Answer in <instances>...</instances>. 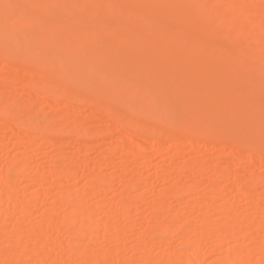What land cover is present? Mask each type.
Wrapping results in <instances>:
<instances>
[{
  "label": "rangeland",
  "instance_id": "rangeland-1",
  "mask_svg": "<svg viewBox=\"0 0 264 264\" xmlns=\"http://www.w3.org/2000/svg\"><path fill=\"white\" fill-rule=\"evenodd\" d=\"M172 1L162 0V5L169 6ZM255 1L253 5L245 7L249 17L247 20L232 28L227 27V23H224V25L215 28V35L213 33L208 37H210V42L213 41L223 46L225 56L237 55V57H241L244 55L243 53L252 52L258 56L262 61L261 66L264 67V22L257 20V14H264V0ZM42 2L43 5L40 9L47 18L54 20L59 17L60 9L58 7L61 5V0H42ZM124 2H130L134 7L139 5L138 2L130 0H111L107 7L100 8V11L103 14L109 13L110 17L107 20H113L117 8ZM207 2L210 3V1ZM222 2L227 3L228 0H222ZM85 8L89 9L87 5ZM195 8V3L186 2L181 16L183 18L204 16L203 11L197 12ZM5 9L13 11L12 1L5 0ZM152 18V16L149 17V19ZM136 19L137 22L142 20L139 16H136ZM177 21V19L164 20L162 22L164 30L157 32L155 37L163 39L165 33L170 36L168 32L175 31L179 27ZM65 28L66 25H57L58 30ZM255 31L262 33V38L256 42L253 40ZM203 36L205 35L203 34ZM146 44V41L139 40L128 44V46L130 51L136 54ZM106 56L108 60L112 56L118 59L125 58L120 55V51L118 55L109 52ZM167 56L172 59L176 54L174 51H170ZM197 57L198 50L192 58L196 59ZM3 59L0 56V76L3 73L5 76L16 75L18 72L16 67L9 63V67L4 68ZM148 59L151 63L144 71L152 82L146 85L147 81L139 79L138 81L143 84L141 88H138L135 83L132 87L126 85L121 96L122 101H132L141 108L142 104L144 106L147 104L146 101H143L147 100L144 92L151 94L155 98V102L149 106L152 114L150 120L154 122L157 121L153 119L154 117L165 119L180 107L179 100L172 99L166 90L160 89V86L167 71L170 68H179L181 63L156 64L154 55L149 56ZM101 68L106 77H110L113 73L122 75V81L109 82L106 84L108 87L116 89L124 83L135 81L133 73L120 71L123 67L105 64ZM20 74L27 79L35 72L25 70L20 71ZM238 75L235 74L233 80L239 81L241 74ZM253 75L261 78L241 83L240 93L234 98L226 100L225 107L227 108L219 109L218 115L217 113L211 115L216 118L217 122L225 121L228 126L237 128L241 132V140L245 143H253L264 137V114L261 117H253L242 110L244 106H250L252 111H260L259 107L264 102V69L256 68ZM2 78L0 77V98L3 96L4 100L1 99L0 103H4L6 100L8 102L5 105H9L10 101L24 103L29 97L27 90L17 83L4 81ZM34 78L37 80L36 75ZM199 78L211 83L217 81L216 76L209 74L200 75ZM55 80L61 81L58 77ZM31 90H34L35 94L37 93L36 97L44 96L42 91L36 87ZM201 90L199 84L198 95L191 97L193 105L196 107L199 106L198 98ZM35 96L30 97V106L34 108V111L31 109L30 113L36 112V114H30L29 110L23 108L25 111L20 112L19 110L18 112L23 113L22 118L14 115L11 116L12 118L0 116V180L5 181V201L0 203V231H2L3 224L9 231H14L17 228L16 237L19 240L22 257L28 255V247L32 243L30 227L37 226L42 214H55L58 218L57 225L46 226L42 232V235L48 239V246L45 244L42 250L46 259L33 261L32 264H94L93 261L81 259L69 250L60 249L61 245H66L69 240H73L69 238L67 227L62 222L66 215H70L71 208H67L61 201L76 194L75 208L77 212L74 213V221L77 226L81 225V211L89 209L93 212L92 220L108 228V232L105 234L87 230L82 241V249L97 255L100 254L96 264H155L156 262L162 264L169 262L173 257L175 260L171 264H184L182 260L176 259L177 256L186 251H193L192 247L184 245L183 233L185 231L191 241L189 243L197 247L198 254L194 255L195 260L201 261L202 264H222L233 251V253L245 257V261H247H234L233 264H260L264 259V254L249 249L252 247V237L248 234L254 232V236L258 240H264V155L251 161L245 148L235 150L210 138L208 134L214 131L211 130L214 128L204 129L205 132L199 138L185 134L184 138L163 136L158 139L143 134L141 131H131L134 137L143 139L144 143L140 144L137 140H122L121 146L116 144L117 136L114 135L116 132L114 131L113 133L109 132L110 134L108 133L109 135L106 137H102V133L99 134L93 139L95 144L90 147L86 146V141H82L84 138L76 140L73 133L67 134L64 133L67 131L62 132V130L56 132L55 135L58 133L59 138H64L65 142L67 141L69 157L66 158L67 160L62 158L59 161L57 158V160L54 159V146L46 144L44 139L35 138L33 133L29 132L22 133L15 140L14 130L7 123H15L18 118L31 121L38 119L37 122L40 119H45L56 123L55 121L61 120L64 113L78 111L86 119H83L85 122L83 121L79 128L85 131L86 135H89L88 138L91 139L94 134L91 135L92 131L89 128L92 126L88 119L98 111L77 102L73 103V107L70 108L65 105L64 101L61 103L59 99H54V103L51 104L42 100L41 97L38 100V97ZM203 108L208 110L209 107L204 106ZM173 115L176 116V114ZM134 116L140 119L137 114ZM62 124L66 128L73 123L70 119H66L62 121ZM160 124L159 127L167 129L164 123ZM98 126L102 127L104 131L111 127L104 118L100 120ZM128 130L127 128L124 131ZM118 133L120 134L117 131ZM121 135L128 139L126 134L122 133ZM30 159L33 160V163L29 171L32 170L33 173L28 175H33L35 171L39 172L36 173L37 179L31 176L24 177L14 171L19 166L27 164ZM192 162L201 164L203 169L200 171L187 169V166ZM222 166L228 171L226 174L222 175L214 171ZM96 174L111 182L112 186L107 192H102L97 186H94L95 179H97ZM178 184L186 185L179 186ZM177 185L178 187H175ZM186 186L192 188L198 186V191L180 193L178 194L180 196L173 197L174 199L167 197L169 201L165 200L166 206L159 210L161 196L165 195L164 193L179 187L183 189ZM249 186L254 187L258 193V197L254 200L241 193V189ZM218 188L226 191L225 196L214 193L212 195L207 192ZM15 194L24 198L29 207V212L23 215L21 225L17 223L22 213L21 207L14 202ZM37 196L43 197L44 202L37 203L34 199ZM99 201H105L108 205L106 207L98 206ZM123 204L129 207L128 211L130 210L127 219L122 216ZM188 204L192 205L190 211ZM228 206L235 210L228 220V228L240 227V237L236 240L229 239L220 242L218 234L207 236L202 233L200 230L202 222L218 226L226 221L220 212ZM157 215L160 217L157 218ZM185 217L188 220L191 219V223H185L183 221ZM143 236L148 238L141 243ZM9 238L12 237L9 236ZM9 238L0 240V264L15 262V256L5 254ZM106 250L110 252V256L104 257L103 254ZM36 255V253L31 254L34 259H36Z\"/></svg>",
  "mask_w": 264,
  "mask_h": 264
},
{
  "label": "bare ground",
  "instance_id": "bare-ground-1",
  "mask_svg": "<svg viewBox=\"0 0 264 264\" xmlns=\"http://www.w3.org/2000/svg\"><path fill=\"white\" fill-rule=\"evenodd\" d=\"M9 1H12L13 11L5 9V0H0V56L4 58V68L9 67V63H12L18 72L14 76H5V73H3L2 76L4 77H0L4 81L8 80L23 86L27 90L29 97L24 103L9 100L10 104L5 105L8 102L7 100L4 103L1 102L0 116L11 117L14 115L15 117H21L23 113L20 114L18 112L19 110L20 112L25 111L23 108L29 110V113L31 109L34 111V108L30 106V97L37 94H35L34 90H31L33 87L41 90L44 96L41 97L39 95V97L51 104L54 103V99H59L61 103L64 101L65 105L70 108L73 107V103L77 102L98 111L97 114L88 119L89 124L92 126L89 128L92 131L91 135L94 134L91 139L88 138L89 135L87 136L85 131L79 128L86 119L81 116V113L75 111L73 113H64L65 115L61 116V120L55 121L56 123L45 119H40L38 122V119H35V122L25 118V120L18 118L15 123H7L14 130L15 140L24 132L33 133L35 138L44 139L46 144L55 147L54 159L63 158L64 160L65 158L67 160L66 158L69 157L67 141L65 142L64 138H59L57 136L58 133L55 135L56 132H61L62 130V132L64 130L67 131L64 132L67 134L73 133L72 135L77 138L76 140L84 138L82 141H86V146L90 147L95 144L93 139L99 134L102 133L101 136L106 137V135L114 131H116L114 135L117 136L116 144L121 146L122 140H137L140 144L144 143L143 139L134 137L131 131H141L143 134L145 133L158 139L163 136L184 138L185 134L199 138L205 132L204 129L214 128L211 129L214 131L208 134L210 138L235 150L245 148L251 161L264 155V137L262 140L253 143H245L241 140V132L237 128L228 126L225 121L217 122L216 118L211 116L215 113L218 115V110L226 106V100L232 99L240 93L241 83L261 78L253 75V71L256 68L264 69L261 66L262 61L256 54L246 52L241 57H237V55L225 56L223 46L213 41L210 42V37H208L215 32V28L224 25V23H227V27L232 28L238 23L247 20L249 17L245 7L253 5L256 2L255 0H228L227 3H223L222 0H173L166 7L162 5V0H130L138 2V7H134L130 2L121 3L113 20H107L110 17L109 13L103 14L100 11V8L107 7L111 0H61V5L58 7L60 9L59 17L54 20L47 18L41 11L42 0ZM188 1L195 3V11H203L204 16L183 18L181 13L184 4ZM207 1H210V3ZM86 5L89 9L85 8ZM136 16H139L142 20L137 22ZM151 16L153 18L149 19ZM257 18V20L264 22V14H257ZM176 19L179 27L175 31L168 32L170 36L165 33L163 39L155 37L157 32L164 30L162 23L164 20ZM57 25H66V28L58 30ZM261 38L262 33L255 31L254 42ZM139 40L146 41L147 44L138 53L133 54L128 44ZM188 42L191 43L187 44ZM197 50L198 57L193 59L192 56L196 54ZM119 51L120 55L125 56L124 59H118L113 56L109 60L107 59L106 54L113 52L114 55H118ZM170 51H174L176 54L172 59L167 56ZM151 55L155 56L156 64L173 65L176 62L181 63L179 68H170L167 71L160 86V89L166 90L172 99L179 100L180 107L170 117L165 119L154 117L153 119L157 120L154 122L158 124L150 120L152 119V114L149 106L155 102V98L151 94L144 92L147 100L143 101H146L147 104L146 106L142 104L141 108L132 101H122L121 96L126 85L132 87L135 83L138 88H141L143 84L138 81L139 79L147 81L146 85L152 82L144 71L147 66H150L151 61L148 58ZM105 64L123 67L120 71L133 73L135 81L124 83L116 89L108 87L106 84L109 82L122 81V75L113 73L110 77H106L105 72L101 68ZM25 70L35 72L34 75L37 76V80L34 75L27 79L23 78L20 71ZM203 74L216 76L217 81L215 83L202 81L199 76ZM235 74H241L240 76L238 75L239 81L233 80ZM57 77L61 81L57 82L55 80ZM199 84L202 90L198 98L199 106L196 107L193 105L194 102L191 97L198 95ZM1 99H3V96H1ZM263 103H260V111H252L250 106H244L242 110L250 116L261 117L264 114ZM204 106H208V110H205ZM33 113L36 114V112L30 114ZM135 114L140 116V119L135 118ZM173 114H176V116ZM103 118L111 126L106 131L98 126ZM66 119H70L73 124L65 128L62 121ZM160 123H164L167 129L159 127ZM93 126L96 127L94 128ZM127 128L129 129L128 133L124 131ZM117 131L120 134H117ZM122 133L126 134L128 139L122 137ZM208 141L210 140L208 139ZM32 163L33 160L30 159L27 164L19 166L14 171L24 175V177L31 176L37 179L38 175L36 173L39 172L35 171L33 175H28L33 173L31 172L32 170L29 171ZM188 168L200 171L203 166L197 162H192L187 166ZM214 171L222 175L228 172L223 166ZM98 176L96 174L98 181L96 182L97 179H95L94 186H97L102 192H107L112 186L111 182ZM178 185L181 186L182 184ZM178 185L175 187H178ZM181 188L171 189L170 192H167L168 194L164 193L165 195H162V198L160 197L159 210L166 206L168 198L174 199L180 196L178 195L180 193L198 191V186ZM207 192L219 196H225L226 194V191L220 188L208 190ZM241 193L253 200L258 197L254 187L250 186L241 189ZM13 198L15 204L21 207L22 214L17 222L18 225H21L23 215L29 212V207L27 206V201L25 202L20 195L15 194ZM75 198L76 194L61 201L67 208H71L70 215H66L62 222L67 227L69 238L73 240H69L66 245H61L60 249L69 250L79 256V258L89 259V262L93 261L96 264L100 254L97 255L82 249L81 244L87 230L105 234L108 232V228L94 222L92 220L93 212L89 209L81 211V225L77 226L74 221V213L77 212ZM34 199L37 203L44 202V198L41 196L34 197ZM4 201L5 181L0 180V203ZM106 205L108 204L105 201H99L98 203V206L106 207ZM123 205L122 216L127 219L130 210L128 211L129 207L126 204ZM188 205L190 208H187L190 211L192 205ZM234 211V208L228 206L220 212L221 216L223 215L224 219H226L221 225L213 226L202 222L200 225L201 232L207 236L218 234L220 242L238 239L241 234L240 227L228 228V220ZM105 214L107 213L105 212ZM159 217L157 215V218ZM190 220L185 217L183 221L191 223ZM57 223L58 218L55 214H42L40 216L37 226L30 227L32 230V243L28 247V255L26 257H22L23 254L19 250V240L16 237L17 228L14 231H9L3 224L1 226L2 231H0V240L8 239L9 236L12 237L9 238V245L5 251V254L15 256V262L12 264H32L33 261H44L46 257L42 254V250L45 244L48 246V239L42 235V232L46 226H56ZM187 234V231L183 233L184 245L192 247L193 251L183 252L180 256L176 255L178 257L176 259L182 260L184 264H202L201 261L195 260L194 255L198 254L197 247L189 243L191 241L188 239ZM248 234L252 237V247L249 249L264 254V240H258L254 236V232ZM147 238L146 236L141 237V243L145 242ZM233 252L222 264H233L234 261L247 262L245 257ZM33 253L37 254L36 259L31 256ZM103 256H110V252L106 250ZM173 260H175V257L169 262L162 264H171ZM155 264L160 263L156 262ZM260 264H264V259Z\"/></svg>",
  "mask_w": 264,
  "mask_h": 264
}]
</instances>
